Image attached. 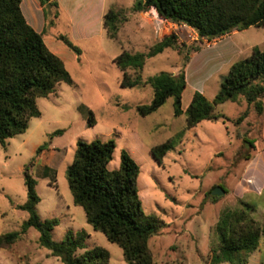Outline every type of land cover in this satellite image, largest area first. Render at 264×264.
Segmentation results:
<instances>
[{"label":"rangeland","instance_id":"rangeland-1","mask_svg":"<svg viewBox=\"0 0 264 264\" xmlns=\"http://www.w3.org/2000/svg\"><path fill=\"white\" fill-rule=\"evenodd\" d=\"M110 1L111 8L123 9L127 18L116 40L107 36L93 15L94 10H86L75 18L79 29L84 24L89 30V34H84L81 29H73L69 15L56 19L57 9L51 3L49 8L44 6V12L50 15L43 32L45 43L49 49L53 43L65 48L67 52L58 56L74 86L63 83L48 98L40 99L41 117L31 120L27 132L10 139L6 148L0 145V236L20 231L28 219V213L18 208L27 201V170L37 181L40 217L60 221L53 231L56 241H62L69 232L76 236L84 231L89 235L87 250L105 248L111 256L110 264H127L122 249L96 232L88 224L84 210L74 204L66 176L78 141L114 140L117 147L109 170H117L121 152H127L139 166L137 188L145 213L164 222L149 242L156 264H210L213 250L219 245L216 226L225 212L250 206L252 217L264 227V193L242 195L240 185L248 164L246 158L253 156L262 142L264 115L258 116L249 108L248 117L238 123L247 105L229 101L215 107L222 120L204 121L183 132L186 116L174 115V99L170 98L157 112L141 117L137 107L150 105L154 91L149 85L122 88V74L113 60L122 51L147 52L155 44V30L158 37L176 33L182 50L168 49L149 59L142 77L147 80L160 72L175 76L184 73L187 88L182 107L186 109L196 91L213 101L230 63L244 57L223 64L219 54L222 48L253 45L264 51V27H253L210 47L217 40L208 42L188 26L163 22L153 10L135 12L137 0ZM60 35L82 51L80 62L58 40ZM194 48L201 50L194 53ZM129 73L133 75L132 71ZM57 130L64 133L53 136ZM170 139H175V145L159 165L151 150ZM40 146L45 149L37 155ZM215 187L226 193L212 195ZM38 241L39 233L31 229L14 245L0 249V264H63ZM84 252L80 250L78 255ZM248 264H264V236L259 248L249 256Z\"/></svg>","mask_w":264,"mask_h":264},{"label":"trees","instance_id":"trees-1","mask_svg":"<svg viewBox=\"0 0 264 264\" xmlns=\"http://www.w3.org/2000/svg\"><path fill=\"white\" fill-rule=\"evenodd\" d=\"M40 2L43 7L49 3L58 7L50 0ZM21 3L22 0H0V145L3 148L13 137L26 133L31 120L41 117L40 99L48 98L63 83L74 86L64 61L50 51L44 35L27 23ZM133 9L138 13L155 10L161 19L188 26L208 42L235 31L264 27V0H137ZM45 18L48 22L47 12ZM126 21L123 9L111 8L103 20L107 36L116 40L121 24ZM58 40L81 61L82 51L69 38L60 35ZM168 49L182 50L176 33L163 36L147 52L122 51L113 60L122 74V88L149 85L154 91L150 105L137 107L141 117L157 112L170 98L174 99V115L186 116L183 132L204 121L222 120L223 117L215 113V107L229 101L241 103L244 99L256 115H264V51L254 48L250 56L233 63L213 101L196 91L183 110V94L187 88L184 73L175 76L160 72L147 80L142 77L147 61ZM200 50L194 48L193 52ZM189 62L187 54L185 63ZM247 117L246 111L238 118V123ZM89 122L92 125V115ZM63 133L64 130H57L53 136ZM174 145L175 139H170L151 150L159 165ZM116 147L114 140L77 142L73 161L66 171L74 204L84 210L88 224L96 232L122 249L127 264H156L149 242L164 222L145 213L137 188L139 166L127 152H121L120 167L109 170ZM44 149L40 146L37 155ZM251 159V155L246 158L247 161ZM24 175L27 201L18 208L28 213V219L20 231L0 236V249L14 245L35 229L39 233V245L63 264H110L111 256L105 248L87 250L89 235L84 231L76 236L69 232L60 242L54 239L53 231L60 221L40 217L37 181L27 170ZM216 231L219 245L213 250L210 264H248L249 256L259 248L264 236V227L252 217L250 206L225 212ZM80 250L85 252L78 255Z\"/></svg>","mask_w":264,"mask_h":264},{"label":"crops","instance_id":"crops-1","mask_svg":"<svg viewBox=\"0 0 264 264\" xmlns=\"http://www.w3.org/2000/svg\"><path fill=\"white\" fill-rule=\"evenodd\" d=\"M50 1L58 4V7H55L57 9L55 13L58 16L57 18H59L62 14L69 15V17L73 19V23L71 22L73 25V29L74 30L81 29V31L84 34H89V30L84 26V24H80L82 28L80 27L79 29V26H77L78 24H76L75 22L76 17L82 15V13L83 14L86 13V10H94V13L92 11L91 12L93 13V15L96 16L99 24L101 25L102 23L103 25L104 15L111 9L110 0H50ZM70 3L72 4V6H70ZM21 11L27 23L31 27H33L36 32L43 34L45 28L47 27V20L45 18L44 7L42 6L40 0H22ZM41 19L43 21L42 23L40 22ZM161 21L166 22L163 19ZM151 24L152 23H150L149 25ZM42 28H43V31H40ZM246 31L247 30L235 31L221 39H217V41L213 42L210 47H215L224 39L230 36L238 35L239 33L246 32ZM155 32L153 36L154 43H156L158 40H160L163 37V36L158 37V35H155ZM91 37L93 36L91 35L88 38H91ZM58 47L59 49H57ZM254 48L255 47L253 45H245V46L239 45L238 47H233V46L224 47L220 50V53H219L221 57L220 60L222 61L223 64H225V63L231 62L233 58L235 57L237 58L238 56H244V57H240L244 59L252 54ZM50 49L57 56L58 55L63 56V53L67 52L65 48L61 46H56L55 43L52 44ZM261 50L263 51L262 48ZM232 62L234 63L235 61H232ZM233 63H230V64H233ZM231 66L232 65H230V67ZM230 67H229V70H230ZM245 103L246 102L243 99L240 104L245 105ZM248 109H249V106L247 105V108L245 111H247ZM242 175H243V180H241V183H240L242 190H243L242 195L244 193H253L259 196L264 193V125L262 127V142L258 143L257 150H255V152L253 153L252 159L248 161L247 167L245 169V173Z\"/></svg>","mask_w":264,"mask_h":264},{"label":"water","instance_id":"water-1","mask_svg":"<svg viewBox=\"0 0 264 264\" xmlns=\"http://www.w3.org/2000/svg\"><path fill=\"white\" fill-rule=\"evenodd\" d=\"M48 8H49V5H48ZM225 194V191L222 190L220 187H215L212 191V195L214 196H222Z\"/></svg>","mask_w":264,"mask_h":264}]
</instances>
